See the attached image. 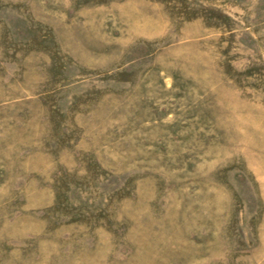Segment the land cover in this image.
<instances>
[{"label":"rangeland","instance_id":"obj_1","mask_svg":"<svg viewBox=\"0 0 264 264\" xmlns=\"http://www.w3.org/2000/svg\"><path fill=\"white\" fill-rule=\"evenodd\" d=\"M0 264H264V0H0Z\"/></svg>","mask_w":264,"mask_h":264}]
</instances>
